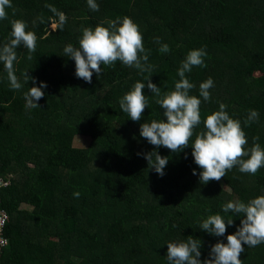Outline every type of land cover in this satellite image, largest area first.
I'll use <instances>...</instances> for the list:
<instances>
[{"label":"trees","instance_id":"16d2710c","mask_svg":"<svg viewBox=\"0 0 264 264\" xmlns=\"http://www.w3.org/2000/svg\"><path fill=\"white\" fill-rule=\"evenodd\" d=\"M96 2L99 11L87 0H11L7 18L0 20V47L10 41L17 19L37 36L35 52L23 44L16 49L21 89L10 88L0 62V178L11 180L0 194L7 215L0 264H168L167 243L189 236L201 240L203 262L215 243H227V235L241 226L243 217L224 214L221 206L264 194V167L252 175L237 166L219 181L201 183L191 144L172 152L141 136L143 123L166 120L147 81L149 106L139 121L119 101L150 74L162 94L173 90L187 53L204 46L206 67L186 73L193 95H199L201 82L214 81L210 101L201 104L202 121L223 102L241 121L248 147L255 136L264 147V0ZM47 5L66 15L62 29H51L58 17ZM125 16L139 25L144 47L151 50L150 72L117 61L101 65L99 76L93 71L91 83L78 78L64 47H79L83 28ZM161 44L170 51L161 53ZM26 71L35 84L24 82ZM41 82L47 86L35 101L40 107H26L25 93ZM253 109L259 118L245 126ZM203 128L202 122L192 140ZM77 137L89 138L88 146L77 147ZM153 151L168 158L162 176L145 158ZM216 213L233 219L223 236L197 225ZM244 248L242 264H264V243Z\"/></svg>","mask_w":264,"mask_h":264},{"label":"clouds","instance_id":"9594fccd","mask_svg":"<svg viewBox=\"0 0 264 264\" xmlns=\"http://www.w3.org/2000/svg\"><path fill=\"white\" fill-rule=\"evenodd\" d=\"M87 4L92 11H99L96 0H87ZM10 7L11 0H0V20L7 18L6 8ZM47 7L58 17L55 27L62 29L67 20L66 15L51 5ZM27 27V23L22 19L12 21L11 39L0 47V62L3 63L10 88L13 90H19L23 86L14 67L17 61L16 49L23 44L29 53L36 50L37 36L34 31L26 30ZM154 42L160 43L159 37L155 38ZM159 51L167 53L170 49L167 44H161ZM150 52V49L144 47L139 25L127 16L119 20L102 22L94 28H83L79 47L69 43L63 49V55L75 60L76 76L89 83L93 71L99 76L102 71L101 65L112 67L117 61L124 66L134 67L141 73L150 72V66H147ZM206 56L204 46L190 50L178 69L177 75L180 79L175 82L174 89L163 94L161 88L149 78L151 74L144 80L135 82L131 90L120 99L119 107L133 121H139L144 109L149 106V98L143 92L146 80L147 87L156 97L155 102L164 110L163 115L166 117V120L153 119L141 125L140 134L149 143L157 147L164 146L172 152H179L191 144L194 161L202 169L200 181L204 184L211 180L219 181L237 166L241 173L255 175L264 167V147L258 142L259 137L252 138L253 144L249 148L241 121L228 113L227 105L223 102L219 103L218 110L207 114L202 121L201 104L202 101H210L209 90L214 86V81L211 77L207 78L199 84V95H193L191 90L195 85L186 73H190L194 66L206 67L204 62ZM28 58L31 59V56ZM23 77L25 83L32 79L35 84V78L30 77L27 71L23 73ZM46 86L41 82L39 87L29 88L25 93L26 107H40L35 101L45 95L42 89ZM258 118V111L250 110L244 125L250 126ZM202 122L203 130L195 132V139L192 140L195 129ZM145 158L159 175L164 174V168L168 163L167 157L153 151L145 154ZM193 174H196L195 170ZM80 195V192H74L75 197L79 198ZM221 208L224 214L231 212L243 217L241 226L234 233L227 235V243L222 241L215 243L211 248V258L202 262L199 259L202 246L200 239L189 236L186 240L168 242V264H242L240 256L245 251L244 245L256 247L264 243V194L247 202L229 201ZM232 223L233 219L216 213L209 215L197 225L210 234L223 236L227 226Z\"/></svg>","mask_w":264,"mask_h":264},{"label":"built area","instance_id":"2783aa9c","mask_svg":"<svg viewBox=\"0 0 264 264\" xmlns=\"http://www.w3.org/2000/svg\"><path fill=\"white\" fill-rule=\"evenodd\" d=\"M10 184H11V180H5L0 178V194H1V190L9 186ZM1 207H2V199L0 195V246L1 245L3 246L6 244V241L2 237V231L7 223V215L5 214V212Z\"/></svg>","mask_w":264,"mask_h":264},{"label":"rangeland","instance_id":"374dc122","mask_svg":"<svg viewBox=\"0 0 264 264\" xmlns=\"http://www.w3.org/2000/svg\"><path fill=\"white\" fill-rule=\"evenodd\" d=\"M56 27L55 26H52L51 29H55ZM90 142V139L89 138H85V137H77L76 140H75V145L77 147H87L88 144Z\"/></svg>","mask_w":264,"mask_h":264}]
</instances>
